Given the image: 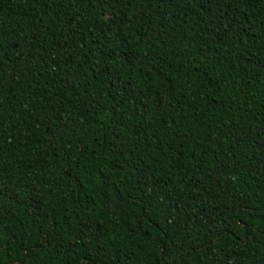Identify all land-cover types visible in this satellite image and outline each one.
I'll return each instance as SVG.
<instances>
[{
	"label": "trees",
	"instance_id": "16d2710c",
	"mask_svg": "<svg viewBox=\"0 0 264 264\" xmlns=\"http://www.w3.org/2000/svg\"><path fill=\"white\" fill-rule=\"evenodd\" d=\"M0 264H264V0H0Z\"/></svg>",
	"mask_w": 264,
	"mask_h": 264
}]
</instances>
